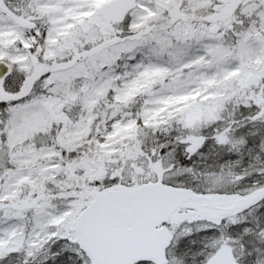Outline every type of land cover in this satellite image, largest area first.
<instances>
[{"label":"snow or ice","instance_id":"snow-or-ice-1","mask_svg":"<svg viewBox=\"0 0 264 264\" xmlns=\"http://www.w3.org/2000/svg\"><path fill=\"white\" fill-rule=\"evenodd\" d=\"M0 264H264V0H0Z\"/></svg>","mask_w":264,"mask_h":264}]
</instances>
